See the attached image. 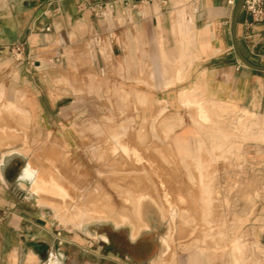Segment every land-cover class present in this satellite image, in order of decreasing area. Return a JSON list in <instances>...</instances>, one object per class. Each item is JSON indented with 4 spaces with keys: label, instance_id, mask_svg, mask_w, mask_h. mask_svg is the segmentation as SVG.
Masks as SVG:
<instances>
[{
    "label": "crops",
    "instance_id": "obj_1",
    "mask_svg": "<svg viewBox=\"0 0 264 264\" xmlns=\"http://www.w3.org/2000/svg\"><path fill=\"white\" fill-rule=\"evenodd\" d=\"M119 1L95 17L87 6L97 0H0V83L10 87L11 106L28 115L30 138L38 131L50 140L72 135L76 141L93 140L98 125L115 122L60 116V109L76 101V94L82 97L89 85L93 100L115 85L148 94L140 86L144 76L149 70L159 75L164 60L181 62L185 81L179 86L190 98L209 106L228 104L264 118V71L248 68L236 57L231 40L234 7L227 0H192L184 6L176 5L177 0ZM236 39L242 56L264 68V19L254 22L242 10ZM16 43L24 47L20 61L10 52ZM172 90L154 92L146 99L153 113L157 102L164 101L172 114L156 118L160 125L156 132L161 134L166 126L172 140L183 142L190 138L185 127L190 121L177 94L163 97ZM10 123L19 121L12 118ZM19 139V132H0L1 264H45L51 255L57 264H144L158 258L145 239L137 246L140 259L131 254L129 245H135L141 234L129 241V248L116 251L119 226L99 234L88 226L66 230L56 225L26 190L29 181L22 179L26 163L21 165L24 157L17 152ZM262 210L264 226V200ZM142 220L148 226V219ZM259 242L264 247V231Z\"/></svg>",
    "mask_w": 264,
    "mask_h": 264
},
{
    "label": "rangeland",
    "instance_id": "obj_2",
    "mask_svg": "<svg viewBox=\"0 0 264 264\" xmlns=\"http://www.w3.org/2000/svg\"><path fill=\"white\" fill-rule=\"evenodd\" d=\"M191 3L192 0L175 1L176 5L183 6ZM162 64V69L158 70L160 71L159 75L154 76V70L147 71L144 81L140 85L152 94L131 93L125 91L123 86L115 85L111 92H101L98 94V98H94L95 100H93L89 85L88 91L83 93L82 97H80V93L76 94V101L61 108L59 112L60 116L109 118L110 120L107 122H115V124L98 125V136L94 137L93 140L89 137L88 140L83 142L80 140L76 141L73 135L66 138L68 140H59L54 137L50 140L48 135L44 138L42 133L38 131L35 132L34 138H30L31 136H28L30 128L27 124L28 115L23 109L17 110L11 106L12 92L10 91V87L6 86L5 83H0V132L2 134L10 131L19 132L20 139L17 152L24 157L21 165L31 161L32 166L39 170L44 179L54 176L60 188L69 197L60 195V192L58 193L56 190L53 194L46 193L36 196V204L41 209L50 213L56 219V225L60 228L73 230L80 229L82 226H88L100 234L106 230H110L112 225L116 226L114 222L111 220L85 219L77 227L79 220L73 216L75 209L68 208V206L72 204V206L77 208L81 207L82 211L84 208V212L88 211L86 215H97L91 212L92 209L94 211L99 208L107 209L101 208V204L105 207H110L111 205L113 210H115L113 206L117 210L121 207L119 209L121 211L122 207L126 206L123 204L124 200L127 199L126 197H128L125 192L126 189L133 196L147 193L149 194L147 196L152 199L146 198L141 202L139 215V222L142 224H145L142 218L146 217L148 219L147 228L140 230L138 236L141 234V237L135 245H133L134 243L129 245V241L134 240L131 238L130 224L125 223L119 226L120 229H117L115 232V239L117 241L115 243V250H122L131 246V254L136 259H140L142 255L138 253L140 248H137V246L145 239L150 240V248L156 249L159 256L157 259L149 260L144 264H186V262L191 261L193 254L191 252L186 253L178 249L179 247L177 246L181 242L190 241L195 236H200L199 234L202 230H196V232L190 234L189 229L186 228L187 231L182 230L184 233L181 231L175 234L178 228L175 229L173 227L174 230L172 229L171 231L167 208L168 203L176 200L173 196L174 188L172 187H178L174 185H178L179 183H182L180 184L181 188L194 190V198L200 197L196 193V180L191 182L188 177L189 173L195 176L196 160H199L203 170L202 180L209 185L213 195L215 194L212 196L214 200L219 201L220 212L224 220L223 225L228 236L235 233L244 248L245 258L242 264H256V261L258 262L257 264H264V247L259 244V235L264 231L262 210L264 200V144L254 140L260 132V126L255 124V122L248 121L249 118L246 120V116H243L240 110L230 111L228 104L213 103L209 107V102L196 97L190 98L192 95H189L186 91L181 92L183 86H179V84L185 81L183 71L180 68L181 62H168L164 60ZM156 82H158V85H155ZM169 88H173V90L164 92L163 97L168 94L169 96L177 94L184 108L185 115L188 116L190 121V124L185 126L190 130V138L183 142L172 140V131L166 130V126H163L164 129L161 134L160 132H156L160 128V125L156 124L158 122L156 118L172 116V114L167 112L164 101L157 102V109L153 113V110L149 108L150 102L146 99L147 96L154 95V92L164 91ZM181 94L188 99L192 106L185 107L184 104L186 102L180 98ZM93 95L95 94L93 93ZM14 98H17L15 94ZM18 99L22 102L23 98L20 95ZM204 104V108L206 107V112L211 121H216L214 128L219 129L214 135L217 134V138H223L226 134L235 136L233 148H231L230 152L225 148L226 144H222L221 139H217L216 137V139L208 138L210 141L207 139L206 135L211 134L209 128L203 130L198 127L199 124L196 122L198 116L195 107H198V105L203 106ZM221 108H224V110ZM145 117L154 118L146 122ZM12 118L13 120L17 118L19 123L11 124ZM238 118L244 119L243 123L245 122V124L243 126L246 128L242 126V123L239 125L235 124ZM210 125L212 126L208 122L207 126L210 127ZM68 127L73 128L75 126ZM243 137L246 140H243ZM215 140H220L219 149L216 146L213 148ZM81 144L83 145V151L81 150ZM116 144L126 145L130 151L135 150L139 154L140 162H135L131 154L126 156L116 154V157L111 158L113 156L111 155L112 147ZM185 146L189 155H191L189 158L182 157ZM221 147L222 149H220ZM34 162L37 166H34ZM65 162L67 166L64 165ZM129 167H132L133 171ZM141 180L143 182L147 180L144 182L147 184L141 183L140 185ZM175 180H177L176 183L178 182V184L175 183ZM29 183H27L26 190L30 193L31 184ZM136 184H139L140 188H136V186L139 187ZM161 184L164 187H159ZM119 187L125 191H121ZM144 187L145 189H143ZM148 187L151 191L148 190ZM137 191L140 192L137 193ZM48 194L50 195V199L48 198ZM171 194L173 195L171 196ZM52 196H57L58 200L61 201V206L58 205L60 207L58 211L42 206L44 202L43 197L48 198L54 202V205H57L59 203L57 202L58 200ZM51 197L54 199L52 200ZM97 200H101L102 202L98 203ZM109 200L111 204H107ZM97 205L99 206L98 208ZM197 205L199 206L200 204ZM204 229L207 231L208 228ZM163 239L167 241L168 249L162 243ZM123 241L127 245H124ZM215 245L217 246L218 244H212L208 240L207 242L204 240L201 243L199 248L204 255L202 264H230L226 252L222 253L224 242L218 245L220 247L219 250H215ZM1 248L0 240V250ZM225 248L227 249V246ZM1 257L2 254L0 253V264Z\"/></svg>",
    "mask_w": 264,
    "mask_h": 264
},
{
    "label": "bare ground",
    "instance_id": "obj_3",
    "mask_svg": "<svg viewBox=\"0 0 264 264\" xmlns=\"http://www.w3.org/2000/svg\"><path fill=\"white\" fill-rule=\"evenodd\" d=\"M185 1V0H184ZM177 19V18H176ZM153 75L155 76V72H153ZM184 94V93H182ZM181 94L180 98H182V101L186 102L184 105L185 107L186 106H192L191 103L188 101V99L185 98V96H183ZM194 106V105H193ZM205 104L203 106L201 105H198V107H195L196 108V112H197V116H198V120H196V122L199 124V128L200 129H205V128H209L211 134H207L209 136L206 135L207 139L209 138H217L218 135L214 133L218 132L219 129H215L214 128V124H216L215 122L216 121H211V119H209V115L207 114L206 112V107L204 108ZM211 107V106H209ZM224 110V108H221ZM230 111H236L237 109L234 107V106H230L228 108ZM242 115L243 116H246L245 119L247 120L249 118L248 121L250 122H255V124H257L258 126H260V132L259 134H257L256 138L254 140L256 141H259V143H263L264 144V118L263 117H260V118H255L254 116H252L250 113H248L247 111L245 110H240ZM214 116V115H212ZM252 116V117H251ZM216 117V116H215ZM244 120V119H243ZM243 120H241L240 118H238L236 121L237 125H239L240 123H242V126L245 124V122L243 123ZM208 122H210V124H212V126L210 125L207 126ZM244 128H246L245 126H243ZM202 131V130H201ZM203 132V131H202ZM222 133H224L222 131ZM140 134V133H139ZM140 136V135H139ZM220 137V136H219ZM138 138V137H137ZM144 138V137H143ZM215 138V139H216ZM234 138L235 136L234 135H225L223 136V138H217V139H221L222 140V144H226L225 148L227 149L228 152L231 151V148H233V142H234ZM26 139V138H25ZM139 139V138H138ZM208 139V140H209ZM142 140V139H141ZM140 140V141H141ZM214 140V139H213ZM243 140H246L245 137H243ZM107 141V140H106ZM139 141V142H140ZM210 141V140H209ZM110 142V141H109ZM137 142V143H139ZM213 142V141H212ZM211 142V143H212ZM219 142L220 140H215V144H214V147L216 146V148H218L219 146ZM218 143V144H217ZM140 144V143H139ZM113 145V144H112ZM222 146V145H220ZM200 147V145H199ZM224 148V146H223ZM219 149V148H218ZM222 149V147L220 148ZM26 150V149H25ZM28 150V149H27ZM138 150V149H137ZM224 150V149H223ZM24 151V150H23ZM28 153V152H27ZM116 154H123V155H129L131 154L135 160V162H140V158H139V154L135 151V150H129L128 147L126 145H123V144H116L115 146L112 147V150H111V158L112 157H116ZM236 155V154H235ZM194 156V155H193ZM182 157L184 158H189L191 157V155H189L187 149H186V146L185 148L183 149V153H182ZM123 158V157H122ZM198 159V158H197ZM125 160V159H124ZM130 162V161H129ZM35 163V162H34ZM33 163V164H34ZM131 163V162H130ZM66 164V162L64 163V165ZM113 164V163H112ZM132 164V163H131ZM37 166V164L35 163L34 166ZM48 165V163H47ZM206 165V164H205ZM67 166V165H65ZM119 166V165H118ZM155 166V165H154ZM51 167V166H50ZM117 167V166H116ZM111 168V167H110ZM115 168V167H114ZM132 169V167H129ZM52 169V167H51ZM116 169V168H115ZM125 170V169H124ZM128 170V169H126ZM136 170V169H135ZM134 170V171H135ZM140 170V169H139ZM137 170V171H139ZM123 171V170H122ZM129 171V170H128ZM133 171V169H132ZM141 172V171H140ZM55 173V172H54ZM22 179L24 180H28L31 184V193L34 194L35 196H38V195H43V194H46V193H49V194H53L56 192V190L58 191V193L60 192V195H64L65 197H67L68 195H66V193L60 188L59 184L57 183V180L56 178H54V176H49V178L47 179H44V177L42 176V174L39 172V170L35 169L33 166H32V163L31 161L29 163L26 164V167H25V170L24 172L22 173ZM56 176V175H55ZM58 176V175H57ZM169 176V175H168ZM140 177V176H139ZM138 177V178H139ZM172 177V176H171ZM170 177V178H171ZM188 177H189V180L191 182L195 181L197 184H196V193L197 195H199L200 197L199 198H194L195 197V193L190 189H184V188H181V185L182 183H179L178 182L176 183L177 180H175V183L178 184V185H174V186H178V187H172L174 188V195L171 194V196L173 195L175 197L176 200H174V202H170L168 203L167 200H165V202H167L169 205H168V216H169V220H170V224H171V231L173 229V227L176 229L178 228L176 231H175V234L177 232H181L182 230H186L189 229V233L190 234H193V232H196V230L200 231V236H195L194 238H192L190 241H186V242H181L179 243V245L177 247H179L178 249H181L182 251L186 252V253H189L191 252L193 254V257L191 258V261L190 262H186V264H202L203 263V259H204V255L202 254V252L200 251L201 249L199 248V246L201 245L202 242H207V240L209 242H211L212 244H220V243H223L224 242V245H223V252H226L227 254V257L229 258V262L230 264H242L244 258H245V254H244V248L243 246L240 244L238 238L236 237V234H232L231 236H228V233L227 231L225 230L224 228V225H223V215L222 213L220 212V205H219V201H216L214 200V198L212 196L213 195V192L211 191V188L209 187V185L207 183L204 182L203 179V170L201 168V164H200V161L199 160H196V174L195 176H193L192 174H188ZM193 177V179H192ZM141 179V177H140ZM169 179V178H168ZM172 179V178H171ZM139 180V179H137ZM134 181V180H133ZM142 181V180H141ZM140 181V185L141 183L143 184L145 181L147 180H144V182ZM172 181V180H171ZM138 182V181H137ZM170 182V181H169ZM23 183V182H22ZM28 183V182H27ZM67 183V182H66ZM173 183V182H171ZM147 184V183H144V185ZM136 185H139V184H136ZM135 185V186H136ZM140 185L139 187L136 186V188H140ZM172 185V184H171ZM170 185V187H171ZM180 185V187H179ZM133 186V184H132ZM148 186V185H147ZM146 186V187H147ZM159 187H164L163 184L159 185ZM183 187V186H182ZM188 187V186H187ZM118 188V187H116ZM120 188V187H119ZM189 188V187H188ZM121 191H125V190H122V188H120ZM119 189V190H120ZM135 189V188H134ZM145 189V187L143 188ZM151 189V188H150ZM170 189V188H169ZM116 190V189H115ZM129 190V189H128ZM147 190V188H146ZM148 190H149V187H148ZM173 190V189H172ZM55 191V192H54ZM131 191V190H130ZM145 191V190H144ZM151 191V190H149ZM128 195V197H126L127 199L124 200V207H122V210L120 211L119 209L121 208H117L115 206H113L115 208V210H113L111 208V205L110 207L107 205V204H111L110 203V200H109V203L105 204L106 206L108 207H105L103 204H101V208H107V209H97L99 206L97 205V210L94 211V209H92L91 212H94L96 213L97 215H92V214H87L86 215V212H84V208H83V211L80 209V208H77L75 206H72L71 205H67L68 208H71V209H75V212L73 214V216H75L76 218H78V222L79 224H77V227L80 226V223L85 220V219H90V220H94V219H97V220H111L112 222H114V225L116 226H121L125 223H128L130 224L131 226V238L132 239H135L140 230L141 229H144V228H147V226L145 224H142L139 222V215H140V211H141V202L143 200H145L146 198H150L148 197L147 195L149 194H138L137 196H133L131 195V193L129 191H125ZM132 192V191H131ZM140 192V191H139ZM137 191V193H139ZM142 192V191H141ZM146 192V191H145ZM117 193H120V192H117ZM122 193V192H121ZM133 193V192H132ZM149 193V192H148ZM171 193V192H170ZM48 194V198H49V195ZM57 194V193H56ZM123 194V193H122ZM59 195V196H60ZM124 195V194H123ZM46 196V195H44ZM168 196H169V193H168ZM52 197H56L55 199H59L57 198V196H52ZM51 197V198H52ZM28 198V197H27ZM41 198V196H40ZM48 198L46 197H43L44 199V202L42 203V206H45V207H49L51 209H53L54 211H58L60 210V207L58 205L61 206V201L58 200L57 202H59L57 205H54L53 201L49 200ZM69 198V197H67ZM173 198V197H171ZM48 199V200H47ZM54 198H52L53 200ZM61 199V198H60ZM99 199V198H98ZM106 199V198H105ZM104 199V200H105ZM152 199V198H150ZM41 200V199H40ZM102 200V199H101ZM98 201L99 202H102V201ZM96 201V202H97ZM105 201H108V200H105ZM112 201V200H111ZM56 203V201H55ZM79 203V202H78ZM104 203V202H103ZM175 203V204H174ZM97 204V203H96ZM99 204V205H100ZM122 204V203H121ZM122 204V205H123ZM173 204V205H172ZM197 204H200L199 206ZM64 205V204H63ZM103 205V206H102ZM113 205V203H112ZM62 208V207H61ZM69 210V209H67ZM87 210V209H86ZM99 210V211H98ZM101 210V211H100ZM62 211V210H61ZM65 211V210H64ZM90 212V211H89ZM63 213V211H62ZM69 214V213H68ZM200 214V215H199ZM60 217V216H59ZM62 218V217H61ZM68 219V218H67ZM66 219V220H67ZM89 220V221H90ZM72 221V220H71ZM88 221V222H89ZM86 222V221H85ZM75 226H76V222H75ZM200 227H202L200 229ZM204 228H208L207 231H205ZM174 230V229H173ZM187 231V230H186ZM183 232V231H182ZM184 233V232H183ZM182 233V234H183ZM187 233V232H186ZM172 234V233H171ZM180 234V233H179ZM178 234V235H179ZM177 235V236H178ZM181 236V234H180ZM183 236V235H182ZM185 237V236H184ZM176 238V237H175ZM183 238V237H182ZM180 239V238H179ZM226 242H228L226 244ZM162 243L167 247L168 249V243L165 239L162 240ZM183 243V244H182ZM216 246L215 245V250H219V246ZM225 246H227V249L225 248ZM256 246V244H255ZM176 249V248H175ZM169 251H170V248H169ZM175 251V250H174ZM173 252V251H172ZM181 252V251H180ZM224 254V253H223ZM174 255V253H173ZM30 256V255H29ZM172 256V255H171ZM171 259V258H170ZM173 259V258H172ZM256 261V260H255ZM32 262V261H31ZM35 262V261H34ZM256 264L258 263L257 261L255 262ZM45 264H57L56 260H55V257L54 255H51L50 259L45 263Z\"/></svg>",
    "mask_w": 264,
    "mask_h": 264
},
{
    "label": "built area",
    "instance_id": "obj_4",
    "mask_svg": "<svg viewBox=\"0 0 264 264\" xmlns=\"http://www.w3.org/2000/svg\"><path fill=\"white\" fill-rule=\"evenodd\" d=\"M119 2V0H97V2L88 5L87 8L95 17H99L105 10H111ZM235 3L236 0H227V4L232 7L235 6ZM242 10L250 15L254 22H261L264 19V0H245ZM10 52L17 61H20L24 52L23 44L12 45Z\"/></svg>",
    "mask_w": 264,
    "mask_h": 264
},
{
    "label": "water",
    "instance_id": "obj_5",
    "mask_svg": "<svg viewBox=\"0 0 264 264\" xmlns=\"http://www.w3.org/2000/svg\"><path fill=\"white\" fill-rule=\"evenodd\" d=\"M245 0H236L234 9H233V13H232V19H231V40H232V46H233V51L236 55V57L238 58V60L246 67L248 68H252L258 71H264V68L261 67H256L251 65L241 54L239 47H238V43H237V39H236V24H237V20L238 17L242 11V7H243V3Z\"/></svg>",
    "mask_w": 264,
    "mask_h": 264
}]
</instances>
